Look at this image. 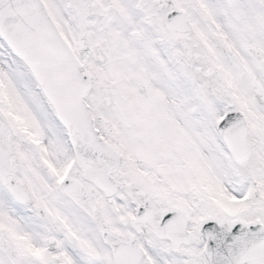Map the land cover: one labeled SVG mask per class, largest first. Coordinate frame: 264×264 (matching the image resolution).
<instances>
[{
    "label": "snow or ice",
    "instance_id": "1",
    "mask_svg": "<svg viewBox=\"0 0 264 264\" xmlns=\"http://www.w3.org/2000/svg\"><path fill=\"white\" fill-rule=\"evenodd\" d=\"M0 264H264V0H0Z\"/></svg>",
    "mask_w": 264,
    "mask_h": 264
}]
</instances>
